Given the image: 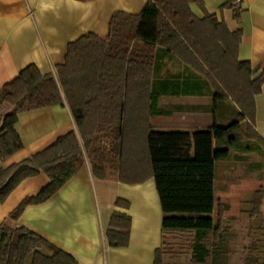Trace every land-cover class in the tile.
I'll return each instance as SVG.
<instances>
[{"label":"trees","instance_id":"1","mask_svg":"<svg viewBox=\"0 0 264 264\" xmlns=\"http://www.w3.org/2000/svg\"><path fill=\"white\" fill-rule=\"evenodd\" d=\"M237 1L229 0L223 8L231 9L240 21L243 10ZM194 3L202 6L200 0H149L138 15L115 13L107 37L88 34L69 44L65 63L56 67V74L43 75L31 65L0 91L1 162L25 147L17 130L22 112L67 104L78 128L45 150L0 168V203L29 178L46 174L50 179L0 226V264H79L41 234L11 223L18 222L27 207L53 199L86 159L97 179L127 184L155 179L164 214L163 244L156 251L155 264H172L166 257L174 258L187 248L189 262L177 264L223 263L231 235L220 215L219 220L211 217L216 206V165L231 159V149L223 144H236L235 138L226 140L240 124L230 128L216 124L213 159H153L149 119L165 114L159 107L162 97H211L217 117L222 102L231 100L240 118L250 124L249 139L264 151V139L254 128L264 63L253 67L239 61L242 30L231 32L216 15L198 18L191 10ZM6 105L13 111L5 114ZM235 158L246 161L244 155ZM263 197L261 189L254 215L260 214ZM116 207L129 210L130 203L118 200ZM130 233L131 216L115 211L106 232L108 245L127 247ZM179 240L184 242L176 248ZM262 260L264 264V254ZM247 261L261 264L257 257Z\"/></svg>","mask_w":264,"mask_h":264},{"label":"crops","instance_id":"2","mask_svg":"<svg viewBox=\"0 0 264 264\" xmlns=\"http://www.w3.org/2000/svg\"><path fill=\"white\" fill-rule=\"evenodd\" d=\"M148 1L0 0V91L31 65L37 66L43 75L56 74V67L65 63L70 43L88 34L107 37L115 13L138 15ZM200 1L202 6L191 5L198 18H204L207 13L216 15L231 32L242 30L239 61L250 62L253 67L264 63V0L237 1L243 10L240 21L231 9L223 8L229 0ZM159 107L165 114L149 119L148 142L153 159L214 158L213 129L218 119L211 97H162ZM2 109L7 114L14 108L6 105ZM134 121L132 118L129 124L132 129ZM254 128L264 139V86L256 97ZM17 130L25 147L0 161V168L17 164L66 134L78 132L67 104L20 113ZM49 183L46 174L23 181L6 202L0 203V226L26 198L37 196ZM261 189L264 179H258L254 187L248 183L234 185L226 193L222 201L223 222L231 240L222 264H248L244 255L254 252V240L248 246L250 237L247 238L246 231L242 234L241 229L248 222L259 230L264 225V198L260 215H253L254 201ZM118 200L130 203V209L116 207ZM217 207L216 199L211 216L215 220ZM115 211L131 216L127 247H110L107 243L106 232ZM163 218L154 178L140 184L97 179L86 159L77 175L53 199L27 207L20 220L11 225L41 234L75 257L79 264H155L156 251L163 244Z\"/></svg>","mask_w":264,"mask_h":264},{"label":"rangeland","instance_id":"3","mask_svg":"<svg viewBox=\"0 0 264 264\" xmlns=\"http://www.w3.org/2000/svg\"><path fill=\"white\" fill-rule=\"evenodd\" d=\"M225 105L222 106L218 113V124L221 127H231L238 123L240 126L233 130L232 134L227 138H235L237 140L236 144L228 146V144H223V147H228L231 149V159L226 161H218L216 165V179H215V195L218 200L217 213L219 220V215L221 217L222 225L223 222V203L222 201L227 196L226 193L229 192L234 185L246 184L254 187L256 186V181L258 179H264V171L261 173V169L264 167V151H262L256 141L250 140L248 137V129L250 124L247 121H243L239 116V111L236 105L231 101H223ZM246 156V161H237L235 156ZM262 166V168H260ZM260 174V175H259ZM234 193V191H232ZM264 198V197H263ZM263 202V201H262ZM261 209V208H260ZM254 211V210H253ZM254 215V214H253ZM260 215V214H259ZM254 215V216H259ZM254 223L248 222L245 226H242V234L244 231L247 232V240L250 246L252 240H254L253 249L249 254L244 255V259L250 258H260L263 257V243H264V225H261V231L253 227ZM263 226V228H262ZM188 238V236H185ZM184 238V239H185ZM187 240V239H185ZM184 240H179L176 243L178 248L179 244H183ZM188 246V245H187ZM239 258V257H238ZM242 259V260H244ZM190 260V250L187 248L181 255H177L174 258L166 257V262L177 264V263H187Z\"/></svg>","mask_w":264,"mask_h":264},{"label":"built area","instance_id":"4","mask_svg":"<svg viewBox=\"0 0 264 264\" xmlns=\"http://www.w3.org/2000/svg\"><path fill=\"white\" fill-rule=\"evenodd\" d=\"M239 1V0H238Z\"/></svg>","mask_w":264,"mask_h":264}]
</instances>
